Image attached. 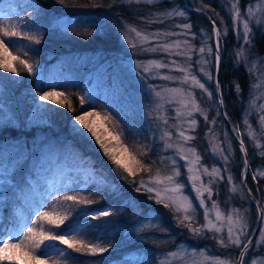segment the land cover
Instances as JSON below:
<instances>
[{
  "label": "rangeland",
  "instance_id": "obj_1",
  "mask_svg": "<svg viewBox=\"0 0 264 264\" xmlns=\"http://www.w3.org/2000/svg\"><path fill=\"white\" fill-rule=\"evenodd\" d=\"M132 1L137 2V0H117L114 2L115 7L110 9L111 11H102V13H98V11L95 10L76 11L71 13L80 14V18L84 20L86 24L104 25V28L107 26L106 22H104V17L106 15L112 16L113 20L111 24L119 35L122 45V50L116 56L101 59L99 56H96V54L83 52V56L80 59H72L69 63L70 65L67 66L69 68H65V70L61 69L60 72L56 69L58 67H53L52 69L49 68L48 71H41L40 66L36 65L35 61L32 62L28 60L27 62L32 64L35 69L31 73L32 75H35V80L33 81V85L23 88L22 86L19 87L22 79L21 73L17 76L13 72H6L3 68H0V76L2 75L9 78L13 81L12 85L20 89L19 93L16 91L13 92L10 89L4 91L2 89V85L0 84V124H14L16 126H24L31 129L38 126L51 131L54 116L55 114H58L62 107L57 104H53L51 101L46 102L39 100V95L42 91H56L63 92L66 96V89L64 88L65 83L62 82L65 79L72 78L76 83L80 82L83 95L94 99L95 102L100 101L103 105L105 104V106L110 105L113 109L122 114L123 119L121 118V120H118L115 115L113 117L119 122L120 128L124 129V135L121 137V140L123 145L128 149V152L124 153V160L130 167L133 168L134 171H136L138 181L141 179L148 181L150 178L157 176L163 180L167 175H170L171 172L168 170L170 167L169 161L165 160L164 163L161 164V158L171 157L177 160L181 171L179 180L183 182L184 188L180 193H168V197L177 200L187 197L191 200V203L196 206V211L194 213L196 223L192 224L193 228H198L202 224H207L208 220H210L216 225V228L221 229L220 232H216L215 229L210 231L208 228H203L202 231L204 232V235L196 236L198 239L204 240L205 234L210 232L213 237H224L225 242H227L226 238L228 228L231 226L233 228L234 237L235 235H241L243 232H247V236L241 235L242 241L245 242L251 235L256 224L255 222L252 227L253 221L250 218V206L249 204L243 202V197L240 199L241 196H244L241 188L243 182L241 181L245 174V169L243 171L241 181L236 180L231 169L232 163L235 161L234 145L229 129L227 130L223 127V124L221 125L219 115L217 114V110H219V114H221V110L218 106V101L216 100L217 91H213L211 87L213 79H207V77L200 72L201 66L195 63L196 60L199 59L198 49L203 46V42L206 41L207 44L212 45L213 52H215L212 29L205 26L194 27L187 7L182 4V1L180 2L177 0L174 1L171 6L164 8H159L158 6L151 7L146 0H139V3H147L148 5L138 4L131 6V12L134 15V20H131L130 18L123 16L119 10L122 8V3ZM158 1L161 0H153V3ZM189 2L209 11L218 25L217 28L221 30V41L223 38H226L230 32L233 33L235 37L233 43L234 46L231 50L233 63H244L249 73V81L246 89L247 94L244 97L246 103L237 125L239 126V130L244 141H246L249 146L256 148L254 147V141L252 138L247 135L249 129L244 124V119L247 117L248 124L251 125V129L254 130L255 136L259 138V143L262 147H264V135H262L261 125V117L264 116V111L261 110V105H264V49H256V46L253 45L258 34L264 32V24H257L254 21L250 22L251 44H245L242 36L240 39H237V31L242 33L243 20H247L249 17L244 15L243 20L239 18L234 19L232 4L235 3L236 0H189ZM249 2L250 0H239V9L241 13L247 12ZM10 3L12 8L8 9L5 8L8 5V2L0 0V18L10 19L16 16L15 13H19L20 16H25L24 14L27 13L30 15L28 23L36 20L33 35L38 36L43 29L38 28L37 18H34L35 16H33L36 13V6L27 2H23L20 6L12 1H10ZM251 3L255 5L257 0H251ZM205 4L208 5L207 8H204ZM174 9L184 11L185 15H172L170 17L164 15V13ZM254 11H256L258 18L264 20V13H261L256 9H254ZM64 14L69 13L61 11L54 16L57 20H59L65 18ZM184 23L191 25L190 32L187 36H166L161 41L150 38L147 44H138V48L152 47L158 42L173 43L176 41L183 42L185 40H189L197 50V54L192 56L189 71L192 74H195L201 83L205 84L208 92L212 93L211 98H209L207 93L202 92L198 86H195L191 79H189L186 84L182 83L185 73L178 71L175 68L172 70L169 68H161L159 70L153 68L150 74H145L142 69H138L136 67L138 62H143L145 64H147L148 61L170 63L171 60H176L182 67H188V63L186 62L187 57L185 56H169L168 53L162 51L141 52L129 47V40L138 43L135 33L128 30L129 27H134L137 31L141 32L142 35L151 37V34L157 32H188L189 30L178 27V25H182ZM85 29L91 30L93 28L78 26L68 29L67 33L84 32ZM225 32L226 34H224ZM192 33L195 34L194 38L191 35ZM125 35L128 36V39L124 38ZM7 41V38H5L6 44ZM8 50L10 55L4 53L3 50L0 49V60L7 59L11 66L14 67L15 64L13 57H16V54L11 50L9 45ZM241 50H243V56L238 57L236 53ZM172 51H184L183 43H181V47L179 49L174 48ZM205 58L208 60V64L205 66L206 70L211 71L214 78L216 68L214 56H208L205 54ZM157 72L159 75H157ZM166 75L176 77L177 79L164 80L159 78L160 76ZM142 77L146 78L142 79ZM149 85L155 86L156 91H161L164 98L161 99L155 97L153 92L149 89ZM173 88L180 89L181 92L171 94L167 91H163L165 89ZM189 92L195 96L200 108L207 112L208 123L205 122L204 116L200 112L193 113V117H187V109L182 106L181 101H191L192 96L188 94ZM214 92L216 93V97L214 96ZM56 99L63 98L57 97ZM190 107L191 104H189V108ZM45 109H50V111H46ZM93 110L100 112L101 115L105 113L103 110H99L98 108L88 109L86 111ZM178 112L184 114L178 116ZM81 113L82 112L78 114ZM164 118L168 119V125H164L162 123ZM192 118L196 119L197 125L194 132H189L187 134L195 136V139L190 141L188 144H185L184 147L185 149L188 147H194L196 149L197 154H199L201 158L200 163L196 165V168L201 169V171L200 173L193 172L191 174L193 176L199 174L200 180H193L190 183L188 180L187 167H185V161L179 158L174 148L166 149L165 142L167 141V143L174 145L183 144V141L178 136L176 128L170 126L179 125L182 129L187 128L188 125L186 121ZM213 118H215V124L211 123ZM73 122L74 117L70 120L71 128L73 127ZM76 126L80 127L78 124ZM109 127L111 128V125H109ZM130 127L131 130H135L133 135L128 131ZM209 129L212 131L210 132ZM165 130L171 131L172 138L170 140H167V138L166 141L160 139L163 131ZM81 131L86 132V130L82 128ZM117 131H119V129H117ZM88 136L90 137V134H88ZM81 139L85 140L87 145L93 148L96 152L104 155L103 150L99 148V145L95 143L94 139ZM203 142L207 143V150L205 152L202 147ZM50 144H52V142L47 141L45 142V147H40L41 158H43V156H47L48 153H51L49 152L48 147ZM115 146L119 147V145ZM51 147L52 151L58 149L57 145H53ZM220 149H224L223 154L220 153ZM144 151H147L146 156L144 155ZM224 156L228 157L227 161L224 160ZM132 157L135 159L133 160ZM136 161H139L140 164H137ZM153 161H156V163L153 164ZM140 165H148L150 170L145 171L140 168ZM76 167L80 168L81 166L76 164ZM203 167L208 168L209 172H211L214 168H218L220 169L221 175L225 177L224 180H219L217 178L216 182L211 185L213 190L211 201L216 202L217 207L223 216V219L219 221L216 219V209H213L211 207V201L207 200V193H205L204 196L209 210V215L208 220H205V209L198 206V201L195 199L196 193L191 186V184L194 183L197 187H201V182H203V185H208V182L213 179L210 176L202 174ZM67 168L68 166H64L63 169ZM259 171H264V165H260L254 170H251L250 166L249 174L251 172L257 173ZM52 175L53 176H49L46 181L48 186L47 189L57 187L61 181L59 176L54 174ZM229 176L231 177L230 182L227 179ZM258 178L260 177L258 176ZM165 186H167L166 182L165 184L157 185L158 188H163ZM233 189H235V191H233ZM201 190H203L202 187ZM221 192L224 195L223 197L220 196ZM150 194L154 196V193ZM237 194H239L240 197L236 198ZM162 195L165 194L162 192ZM234 199H236V202H234ZM166 202L170 203V200H166ZM171 208L175 211L174 206ZM44 211L57 215L55 210L48 209ZM125 213V211H120L116 213L115 216H118V218H124L126 216ZM175 213L178 217L177 221L182 219L186 214H193L191 211L189 213H185L184 211L177 213L175 211ZM229 216H231L232 225H229L228 223ZM150 218L151 217H147L140 223H136L137 229L144 227V231L141 234H143L146 230H149L148 228L152 226L161 228L162 231H166L160 223H157L156 221H153L154 219ZM155 230L158 231V229ZM262 231H264V220L262 221L258 234L252 242V246L249 248L247 255L244 257V264H264V243L261 242L264 241V237L261 236ZM171 236L172 235L170 234V236H167L166 238H170ZM74 237L78 241L95 242L96 244H99L98 242L101 241L93 233L89 236L88 233H82L81 229L73 235V238ZM160 241L161 239L157 241V243L164 244ZM216 244L219 243L217 242ZM181 245H183V250L179 247ZM152 252L153 253H146L145 251H140V253L134 252L127 256L129 260L126 263L118 261L109 264H131V262L133 264H160V261L165 259V254L170 252L178 253V256L171 260V264H211L210 260H205V256L219 258V260L226 261L228 264H236L240 250H238V252L228 250L225 253H219L218 249L214 250L212 244H207L203 247H196L186 242H179L173 247H164L159 245L155 247ZM200 253H204V255H200ZM8 264H10V262ZM49 264L52 263L49 262Z\"/></svg>",
  "mask_w": 264,
  "mask_h": 264
},
{
  "label": "trees",
  "instance_id": "obj_2",
  "mask_svg": "<svg viewBox=\"0 0 264 264\" xmlns=\"http://www.w3.org/2000/svg\"><path fill=\"white\" fill-rule=\"evenodd\" d=\"M5 1L8 2L5 7L8 9L12 8L10 1L18 4V6L23 2L36 6V13L33 16L37 18L38 28L43 29L37 36L40 38L39 44L24 39L23 36L13 38L11 42L7 41L17 57V59H14V67L22 74L19 87H29L33 85L35 80V75L28 73L20 64V60L35 61V64L40 66L41 71L58 67L59 69H56L60 72L61 69L69 68L67 66L70 65L72 59H80L83 52L96 54V56L104 59L116 56L122 50L119 35L111 24L113 18L110 15L104 17L107 26L102 34H95L94 28L91 30L85 29L84 32H69L67 34H64L62 30H53V25L57 21L54 15L61 11L71 14L76 11L95 10L102 13V11H111L110 9L115 7L114 2L117 0H64V3H59L58 0ZM174 1L176 0H161L150 4V6L164 8L171 6ZM177 1L181 2V0ZM138 4L148 5L147 3L135 1L126 2L121 4L122 8L119 12L123 16L134 20L131 6ZM188 11L194 27L205 26L211 28L204 14L190 9ZM15 14L16 16L10 19L0 18V22H2L0 26L10 30L16 26L17 31L34 36L33 31H35L36 20L28 23L30 20L29 14L26 13L25 16H20L19 13ZM88 32L94 34L88 35ZM234 39L232 32L222 39L221 88L225 110L234 124L238 126V120L246 103L244 97L247 94L249 73L244 63H233L231 50L234 46ZM253 45L256 46V49H264V32L258 34ZM69 79H65L62 83H65L66 96L68 100H71L76 111L72 112L66 107H62L58 114L54 116L51 131L38 126L31 129L14 124H0V166L13 173L11 179L16 185L15 193L12 191L0 192V199L3 200L5 205L0 209V236L4 235L6 231L12 230L17 224L27 223L29 218L35 220L36 214L49 209L55 210L57 215H68L70 220L76 219L78 223L75 227L78 230L81 229L82 233H88V236L93 233L101 240L98 245L101 247L108 246V251L95 255L89 254L87 251L77 253L72 249H68L72 259L67 264H109L118 261L126 263L129 260L127 256L131 253H140V251L153 253L152 250L159 245L173 247L179 242H186L196 247L212 244L214 250L218 249L219 253H225L228 250L238 252L239 248L229 247L225 249L216 244V239L213 238L210 232L205 234L204 240H200L187 227L178 226V217L171 207L165 208L163 204H157L155 199H149L151 194L143 189L139 192L136 191L134 181L138 182L137 175L129 176L121 168L114 165L107 156L96 152L87 145L85 140H82L78 134L72 131L70 120L78 113L88 109L98 108L110 113L112 116H117L118 120L123 119V116L110 105H107V107L100 101H96L94 106L90 103L81 106L77 97L87 96L83 95L80 82L76 83L72 78ZM12 82L9 78L0 76V84L4 91L10 89L19 93L20 89L12 85ZM236 85H239V90ZM211 87L213 91L216 90L214 79ZM214 96L216 97L215 92ZM68 100H65V103ZM219 119L221 125L223 124V127L228 130L222 114H219ZM130 130L131 127L128 131L133 135L135 130ZM230 136L234 145L235 158L231 169L235 179L241 181L245 169L244 154L231 133ZM47 141L52 142L48 146L51 153L41 158V148L45 147ZM53 145H57L58 149L52 151L51 146ZM206 146L207 143L203 142L204 152L207 150ZM246 147L251 170L264 165V156L260 154L261 148H253L247 142ZM76 164L81 167H76ZM64 166H68V168L63 169ZM52 174L59 176L61 181L57 187L47 189L46 181L49 176H53ZM252 174L251 172L248 175L246 182L262 207H264V178L253 180ZM241 188L244 196L240 197L237 194L236 198L240 197L242 199L243 197V202L249 204L253 227L257 219V207L248 194L246 187L241 185ZM69 195L77 196L78 199L86 198L92 203L82 205L64 200V197ZM220 196H224L222 192ZM234 202H236V199H234ZM69 208L76 209L77 213L84 210L87 215L78 216L76 213L69 212ZM18 209H20V212ZM105 210L110 213L108 216H101L96 220L91 219L94 214ZM120 211L126 212L124 218L115 216ZM147 217H155L153 221L160 223L166 231L152 226L141 234L142 232L137 231L136 223H140ZM65 223H68V221ZM151 228L158 229V231ZM24 230L26 231V228ZM75 234L76 232L73 233V235ZM170 234L172 236L166 238ZM160 239V242L164 244L157 243ZM74 240L78 241L75 237ZM48 243L57 246L50 251L52 259H58V248H66V246L60 245L58 241ZM83 243L96 244L87 241H83ZM49 262L52 263V260L50 259ZM8 263L7 261H0V264ZM61 264H63V261H61ZM131 264L133 263L131 262Z\"/></svg>",
  "mask_w": 264,
  "mask_h": 264
},
{
  "label": "snow or ice",
  "instance_id": "obj_3",
  "mask_svg": "<svg viewBox=\"0 0 264 264\" xmlns=\"http://www.w3.org/2000/svg\"><path fill=\"white\" fill-rule=\"evenodd\" d=\"M59 3H64V0H58ZM139 2V0H137ZM148 4H152L153 0H146ZM208 5L205 4L204 8H207ZM254 9L258 10L261 13H264V0H257V3L253 5L251 3V0L249 2V6L247 8L246 13H241L239 9V0H236L235 3L232 4V10H234V19L239 18L243 20V16L247 15L249 19L243 20V31L242 33L237 31V39H240L241 36L244 40L245 44H251L250 39V22H255L257 24H264V20H261L257 17L256 11ZM201 9H197V11H200ZM165 16H184L185 12L181 11L179 9H174L172 11L164 13ZM64 19H59L55 21L53 25V30H62L64 34H67L68 29L82 26V27H91L94 28L95 34H102L104 31V25H95V24H86L85 21H83L80 18V14H64ZM211 19V18H210ZM2 23V22H0ZM222 23V21H221ZM216 21L212 20V26H213V32L214 36L216 37L215 40V52H213V46L210 44H207V42H203V46H201L198 49V55L199 59L196 60V64L200 65V72L204 74L207 79L211 80L213 79V73L211 71L206 70V65L208 64V60L205 58V54L208 56H214V63L217 67V70L219 68L220 64V51H221V30L216 28ZM178 27H181L182 29L189 30L188 32L183 33H153L151 34V37L142 35L141 32L137 31L134 27H129L130 32H134L135 36L137 38V42H133L129 40V47H131L134 50H138L141 52H166L169 54V56L176 55V56H185L187 57V63L188 67H182L176 60H171L170 63H163L161 61H148L147 64L143 62H138L136 67L138 69H142V71L145 74H150L153 70V68L159 70L161 68H169L172 70L175 68L178 71L184 72L185 75L183 76L182 83H187L189 79L192 80L193 84L195 86H198L202 92L207 93L209 98H211L212 93L208 92V89L206 88L204 83H201L200 80L197 79V76L195 74H192L189 71V68L191 67V60L192 56L197 54V50L194 48V45L190 43L189 40H185L183 42L176 41L173 43H167V42H158L155 46L152 47H141L138 48V44L144 45L147 44L151 39L161 41L166 36H172V35H188L191 29V25L188 23H184L182 25H178ZM93 32H88V35H93ZM226 34V32L224 33ZM192 37H195V34H191ZM23 36L24 39L33 41L36 44L40 43V38L37 36H30L25 33H22L20 31L16 30V26H14L11 30L9 28L0 26V49L3 50L4 53L10 55L8 50V45L5 43V38L9 42L12 41L15 37ZM125 39H128V36L125 35ZM181 43L184 45V51H172L174 48L179 49L181 47ZM26 54V53H25ZM236 55L238 57L243 56V50L240 52H237ZM13 59H17V57H13ZM239 62V61H238ZM20 64L23 65L24 69L28 73H32L35 69L32 64H29L26 60H20ZM0 68H3L6 72H13L17 76L20 75V73L17 71L15 67H12L11 64L8 62L7 59L0 60ZM157 75L159 73L157 72ZM146 77H142L144 79ZM160 79L164 80H175L176 77L173 76H160ZM149 89L153 92L155 97L163 99L161 91H156L155 86L149 85ZM237 89L239 90V85H236ZM219 83L217 82V88L216 90L219 92ZM163 91H167L171 94H176L181 92L180 89H165ZM190 96H192L191 101L189 100H182L181 104L182 106L187 109L186 115L187 117H193V113L200 112L205 119V122L208 123V116L207 112L200 108L199 104L197 103L195 96L192 93H188ZM57 97H62L63 99H56ZM79 104L83 106L85 103H90L93 106L95 105V100L90 97L85 96H78ZM39 100L41 101H51L53 104H57L60 107H66L69 111L75 112L76 109L73 108L71 100H68V97L65 96V93L63 92H56V91H48L44 92L42 91L39 95ZM65 100H68L67 103H65ZM219 103L223 104L222 97L219 98ZM189 104H191V107L189 108ZM159 107V106H158ZM46 111H50V109H45ZM261 110L264 111V105H261ZM184 113L178 112V116L182 115ZM217 114L219 115V110H217ZM227 115L226 113L224 114ZM94 118V119H90ZM215 118L212 119L211 123L215 124ZM162 123L164 125H168V119L164 118L162 120ZM188 127L187 128H181L179 125H171L170 127H175L178 133L179 138L183 141V144H171L167 143V140H170L172 138L171 131H163L160 139L165 140V148L166 149H175L176 154L179 156V158L183 161H185V167H187L188 172V180L191 183L193 180H200V175L197 174L195 176L191 175L193 172L200 173L201 169L196 168V165L200 163V156L197 154L196 149L194 147H188L185 149L184 145L188 144L190 141L195 139V136L189 135L187 133L194 132L197 121L195 118H192L190 120L186 121ZM79 125L80 127H77L76 125ZM244 124L248 127L247 135L248 137L252 138L254 141V147L261 148V155L264 156V147L261 146L259 143V138L255 136L254 130L251 129V125L248 124L247 117L244 119ZM111 125V128L109 127ZM261 125H262V135H264V116L261 117ZM81 128L86 130L81 131ZM119 129V131H117ZM72 131L75 134H78L81 138H87V139H94L95 143L99 145V148L103 150V153L105 156L111 160V162L116 165L118 168L123 169L124 172H126L129 176H135L136 171L133 170L132 167L129 166L128 163L124 160V153L128 152L127 147H125L122 143L121 137L124 135V129L120 128L119 122L114 119V117L108 113L105 112L103 115H101L100 112L96 111H84L81 114L74 116V122ZM211 132L212 130L209 129ZM233 131L237 133L239 137V126H235L233 128ZM90 134V137L88 136ZM115 145H119V147H116ZM239 147L242 152L247 154V149L244 145V139L240 138V144ZM221 154H223L224 149L219 150ZM119 153V154H118ZM144 155H147V152L144 153ZM194 157V158H193ZM134 160L135 158L132 157ZM228 157L224 156V160L227 161ZM165 160L169 161V171L171 172L170 175H167L163 180H161L158 176L152 177L148 181L141 179L138 182L134 181V184H136V191L139 192L141 189L148 193H154V196H149V199H155L157 204H163L165 208L173 207L175 208V211L179 213L180 211H184L185 213H191L193 214H186L183 216L182 219L178 220V226H184L187 227L188 230L194 235V236H203L204 232L202 231L203 228H208V230L215 229L216 232H220V228H216V225L213 224L210 220H208L209 210L206 204V199L204 194L207 193V200L211 201L213 190L211 185L216 182V179L224 180L225 177L221 175L220 169L214 168L211 172H209L208 168L203 167L202 168V174L205 176H210L213 179H211L208 182V185H203V182H201V187L203 190H201V187H197L194 183L191 184L193 190L196 193L195 199L198 201V206L203 207L205 209L204 211V218L205 220H208L207 224H202L198 228H193L192 224L196 223L195 219V211L196 206H194L191 203V200H189L187 197H183V199H171L168 197V193L176 194L183 191L184 184L179 180V177L181 176L180 171V165L178 164L177 160L171 157H162L160 160V163L163 164ZM137 164H140L139 161H136ZM153 164L156 163V161L152 162ZM245 165V175L248 171V161L245 159L244 161ZM140 168L149 171L150 168L148 165H140ZM13 173L5 170L2 166H0V192L2 191H12L15 193L16 191V185L13 183L11 177ZM258 176L260 178H264V171H259L257 173L252 174V179L257 180ZM126 178V177H125ZM229 182L231 181V177L229 176L227 178ZM165 187L158 188L157 185L165 184ZM115 187V186H113ZM235 191V189H233ZM251 190L249 189V192ZM162 192L165 195H162ZM64 200L66 201H73L74 203L87 205L92 203V201L86 199V198H80L78 199L77 196H65ZM166 200H170L169 202H166ZM5 206L2 199H0V209ZM211 207L213 209H216V219L222 220L223 216L222 213L219 211L217 204L215 201H211ZM257 210L260 214V219L264 220V207H260L258 205ZM69 212L76 213L78 216H86L87 213L84 210H80L77 213L76 209L69 208ZM110 213L108 211H100L98 214H94L91 219L96 220L101 216H108ZM150 219H155V217H151ZM68 221V223H65ZM78 223L76 219H69L68 215H53L52 213L48 211L39 212L36 214V219L32 220L31 218L28 219L27 223L23 225H15L12 230L6 231L4 235L0 236V261H7L10 262V264H49V260H52V264H61V261H63V264H67V262L72 259L71 254L68 252V249H72L73 251L77 253H82L87 251V253L95 255L97 253H103L108 251V246L101 247L98 244H84L83 241H76L73 238V233L78 232V229L75 227V225ZM229 225H232V219L231 216H229L228 219ZM31 225V226H29ZM63 226V227H61ZM83 227V226H81ZM26 228V231L24 230ZM137 231L143 232L144 227H141L137 229ZM241 235L247 236V232H243ZM241 235H235L233 228L230 226L228 228V234H227V242H225L224 237H213L217 239V242L221 245L222 248H229V247H236L240 249L238 261L236 264H244V257L247 255L248 249L252 246V241L250 239L247 240V242L242 241ZM261 236L264 237V231L261 232ZM142 238V237H141ZM58 241L60 245H65L66 248H58L57 250V256L58 259H52L51 257V249L54 247H57L55 244H50L46 242H56ZM264 243V241H261ZM243 244V247L241 245ZM80 245V246H77ZM110 246V245H109ZM181 250H183V245L179 246ZM195 254V253H194ZM200 255H204V253H200ZM178 256L177 252H170L165 254V259L160 261V264H171V260L173 258H176ZM205 260H210L211 264H228L226 261H221L219 258H211L205 256Z\"/></svg>",
  "mask_w": 264,
  "mask_h": 264
},
{
  "label": "water",
  "instance_id": "obj_4",
  "mask_svg": "<svg viewBox=\"0 0 264 264\" xmlns=\"http://www.w3.org/2000/svg\"><path fill=\"white\" fill-rule=\"evenodd\" d=\"M181 1H182V4H183L185 7L189 8L190 10H193V11H196V12L203 13V14H205V15L207 16L208 21H209V23H210V25H211V29H212V33H213V44H214V47H215V40H216V37L214 36L213 26H212V20H213V18L210 16L209 12H208L207 10L201 8V7H198V6H195V5L191 4V3H189L188 0H181ZM197 9H201V10H200V11H197ZM210 18H211V19H210ZM215 26H216V28H217V25H215ZM220 57H221V52H220ZM220 74H221V59H220V64H219V68H218V70H217V67L215 68V84H216V86H217V82H218V83H219V86H220V88H219V92L217 91V101H218V106H219V108H220V110H221V112H222V115H223V117H224V120H225V123H226L227 128L229 129L231 135L234 137L236 143H237L238 146H239V144H240V138H242V137H241L240 133H239V137H238L237 133L233 131V128L235 127V125H234L233 122L230 120L229 116H228V115H226V116L224 115V114L226 113V110H225V108H224V102H223L222 105L219 103V98L222 97V89H221V83H220ZM222 99H223V97H222ZM226 114H227V113H226ZM244 145H245V147H246L245 142H244ZM246 149H247V147H246ZM243 154H244V158L247 159V161H248V171H247V174H246V175L244 174V176H243V178H242L243 185L246 187L248 194L250 195V197L252 198V200L255 202L256 207H258V205H259L260 207H262L260 201H259L258 198L253 194L252 190L248 187V184H247V182H246V180H247V176H248V174H249V172H250V161H249V157H248V152H247L246 155H245L244 152H243ZM249 189L251 190L250 192H249ZM262 221H263V220L260 219V214H259V212H258V210H257V221H256L255 227H254V229H253L251 235H250L249 238H248V239H250L252 242L254 241L256 235H257L258 232H259V229H260V227H261ZM248 239H247V240H248ZM247 240H246L245 242H247ZM242 247H243V246H242ZM238 257H239V256H238ZM237 261H238V259H237Z\"/></svg>",
  "mask_w": 264,
  "mask_h": 264
},
{
  "label": "bare ground",
  "instance_id": "obj_5",
  "mask_svg": "<svg viewBox=\"0 0 264 264\" xmlns=\"http://www.w3.org/2000/svg\"><path fill=\"white\" fill-rule=\"evenodd\" d=\"M188 2H189V0H188ZM190 3V2H189ZM192 4V3H191ZM194 5V4H193ZM195 6H197V5H195ZM199 7V6H198ZM189 9V8H188ZM209 12V11H208ZM200 13V12H199ZM203 14V13H202ZM210 14V13H209ZM205 15V14H204ZM206 16V15H205ZM210 16L212 17V15L210 14ZM207 17V16H206ZM213 18V17H212ZM208 19V18H207ZM213 20H214V18H213ZM209 22V21H208ZM210 24V23H209ZM216 25H217V23H216ZM211 26V25H210ZM217 27H218V25H217ZM222 61V60H221ZM214 83H215V76H214ZM220 83H221V74H220ZM215 86H216V84H215ZM222 86V85H221ZM216 88H217V86H216ZM222 89V88H221ZM217 91V90H216ZM222 97H223V93H222ZM223 102H224V100H223ZM225 108V107H224ZM226 113H227V111H226ZM221 114H222V112H221ZM227 115H228V113H227ZM223 116V115H222ZM229 116V115H228ZM224 118V117H223ZM230 118V117H229ZM231 120V119H230ZM232 121V120H231ZM233 122V121H232ZM226 124V123H225ZM233 124H234V122H233ZM235 125V124H234ZM236 126V125H235ZM239 133H240V131H239ZM241 135V134H240ZM241 137H242V135H241ZM243 138V137H242ZM245 142V141H244ZM246 144V143H245ZM19 210V212H20V209H18Z\"/></svg>",
  "mask_w": 264,
  "mask_h": 264
}]
</instances>
